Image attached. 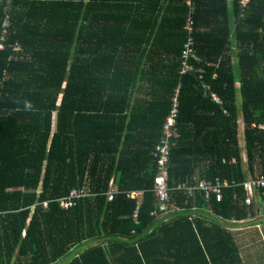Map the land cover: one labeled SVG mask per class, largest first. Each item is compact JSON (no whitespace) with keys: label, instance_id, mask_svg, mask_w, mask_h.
Wrapping results in <instances>:
<instances>
[{"label":"trees","instance_id":"1","mask_svg":"<svg viewBox=\"0 0 264 264\" xmlns=\"http://www.w3.org/2000/svg\"><path fill=\"white\" fill-rule=\"evenodd\" d=\"M188 13L186 0L2 4L0 264H246L231 229L264 211V189L247 205L243 188L264 177V0H194V71L180 75ZM178 89L161 212L153 153ZM217 179L221 201L178 189Z\"/></svg>","mask_w":264,"mask_h":264},{"label":"built area","instance_id":"2","mask_svg":"<svg viewBox=\"0 0 264 264\" xmlns=\"http://www.w3.org/2000/svg\"><path fill=\"white\" fill-rule=\"evenodd\" d=\"M12 0H0V20H1V8L2 4L10 3ZM250 3V0H241V6L246 8ZM186 5L189 9L188 17L185 23V32L187 33V40L184 43L183 51L180 58L181 69L179 71L180 75H185L194 71V67L190 62L191 59H196V42L194 38L195 28H194V0H186ZM8 20L6 19L2 26H0V50L4 49V42L6 40ZM202 78V76H200ZM203 88L206 91H210V86L207 84H203ZM178 93L179 89L176 91V94L173 98V105L170 111V114L166 118L163 125V136L157 145L153 157L157 164L158 173L155 177L154 188L153 191L157 197V200L160 204L159 210L161 212L167 211L166 203L170 199V188L168 185L169 181V164H170V155H171V146L173 139L177 137V119H178ZM211 97L216 104H221L220 98L213 92H211ZM255 126V125H254ZM260 129H264V125L259 126ZM229 186L227 181H220L219 179L213 181L209 180H200L197 184L193 186H188L186 184H181L178 186L179 190L186 191L189 195H193L194 192L200 190L204 192L205 197L207 199L215 196L217 201H221L222 199V190ZM243 188L246 192V204L250 205L252 201L258 198V192L261 189H264V177L259 178H251L243 183ZM114 191L111 190L108 194V200L111 201L113 199ZM143 191H136L129 194L130 197H134L140 200L143 197ZM82 195L77 191L73 190L71 193L58 200L59 205L62 209H69L74 206L76 200L79 199ZM43 206L47 208V202L43 203ZM141 204L138 202L136 209L133 213V218L136 222H138V216L140 213ZM153 215H157V211L152 213Z\"/></svg>","mask_w":264,"mask_h":264},{"label":"rangeland","instance_id":"3","mask_svg":"<svg viewBox=\"0 0 264 264\" xmlns=\"http://www.w3.org/2000/svg\"><path fill=\"white\" fill-rule=\"evenodd\" d=\"M241 135L240 142L242 148H244L245 141L243 136V123H241ZM264 217V211L262 215ZM254 223H248L244 225H240V231H237L236 240L241 250V255L246 264H264V236H260L257 233L258 229H255ZM70 256L64 258L61 262L63 264L65 261L69 259Z\"/></svg>","mask_w":264,"mask_h":264},{"label":"crops","instance_id":"4","mask_svg":"<svg viewBox=\"0 0 264 264\" xmlns=\"http://www.w3.org/2000/svg\"><path fill=\"white\" fill-rule=\"evenodd\" d=\"M229 2H231V0H228ZM254 226L255 229L257 230V233L260 234V236H264V217H261L259 219H257V221L254 222ZM240 225H235L233 226V228L231 229L234 233H236L237 231H240L241 228L239 227Z\"/></svg>","mask_w":264,"mask_h":264}]
</instances>
